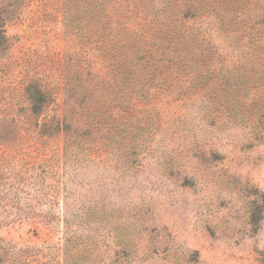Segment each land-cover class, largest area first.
I'll use <instances>...</instances> for the list:
<instances>
[{
    "label": "rangeland",
    "instance_id": "1",
    "mask_svg": "<svg viewBox=\"0 0 264 264\" xmlns=\"http://www.w3.org/2000/svg\"><path fill=\"white\" fill-rule=\"evenodd\" d=\"M259 232L264 0H0L3 264H264Z\"/></svg>",
    "mask_w": 264,
    "mask_h": 264
},
{
    "label": "clouds",
    "instance_id": "2",
    "mask_svg": "<svg viewBox=\"0 0 264 264\" xmlns=\"http://www.w3.org/2000/svg\"><path fill=\"white\" fill-rule=\"evenodd\" d=\"M233 135L237 138H243L246 133L244 131H238V132H234ZM186 175H188L189 177H192L196 180L195 177L192 176V173L191 172H185ZM197 184L199 183L198 180H196ZM253 245H255L256 247H258L259 249L261 250H264V234H261L260 232L257 234L256 237L254 238H249ZM187 247L191 248L192 245H191V242L189 241L188 244L186 245Z\"/></svg>",
    "mask_w": 264,
    "mask_h": 264
},
{
    "label": "trees",
    "instance_id": "3",
    "mask_svg": "<svg viewBox=\"0 0 264 264\" xmlns=\"http://www.w3.org/2000/svg\"><path fill=\"white\" fill-rule=\"evenodd\" d=\"M32 103H33V111L34 112H40L41 111V108H40V106L37 104V100L35 99H33L32 100ZM0 264H3V260H2V258L0 257Z\"/></svg>",
    "mask_w": 264,
    "mask_h": 264
}]
</instances>
